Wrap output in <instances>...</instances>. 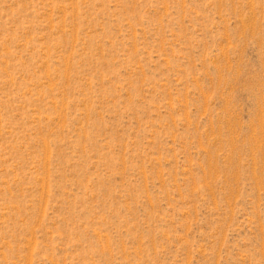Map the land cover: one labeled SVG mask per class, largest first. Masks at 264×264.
Returning a JSON list of instances; mask_svg holds the SVG:
<instances>
[{"label":"rangeland","instance_id":"obj_1","mask_svg":"<svg viewBox=\"0 0 264 264\" xmlns=\"http://www.w3.org/2000/svg\"><path fill=\"white\" fill-rule=\"evenodd\" d=\"M0 264H264V0H0Z\"/></svg>","mask_w":264,"mask_h":264}]
</instances>
